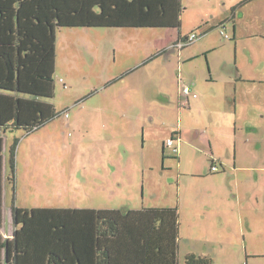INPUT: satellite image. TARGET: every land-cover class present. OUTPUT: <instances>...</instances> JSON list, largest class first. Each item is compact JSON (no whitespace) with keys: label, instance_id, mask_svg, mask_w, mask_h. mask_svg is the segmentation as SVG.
Wrapping results in <instances>:
<instances>
[{"label":"rangeland","instance_id":"1","mask_svg":"<svg viewBox=\"0 0 264 264\" xmlns=\"http://www.w3.org/2000/svg\"><path fill=\"white\" fill-rule=\"evenodd\" d=\"M186 3L189 4V10L183 15L185 33L192 31L195 18L191 13L188 14L194 8L190 0H186ZM218 30L216 32L221 39V29ZM168 31L109 28L59 30L54 74L55 96L47 99L58 116L46 126L28 134L23 130L0 131L1 264H12L9 257L11 240L4 232L12 231L13 205L22 209H116L127 205L140 208L145 203L149 206L179 208V236L182 238L180 260L181 264L184 262L188 236H198L196 216L199 215L205 221V216L191 207L190 194L208 191L210 183L196 180L191 175L194 164L189 161L194 157L190 158V151L186 147L180 155L184 161L181 168L178 167L179 159L167 149L165 169L157 165L156 170L151 172L142 162L145 148L138 117H128L133 122H128L127 117H115L130 133L128 137L125 131H122V135L117 130L107 114L110 110L118 111L126 107L127 101H133L127 99L129 96H133L134 100L138 98V105H141L143 97L159 127L168 128L170 124H177V96L174 95L172 81L168 82L174 70L171 72L168 59L172 60V67L177 66L179 55L170 47V39L176 32ZM225 42L230 45V40ZM196 45L187 51H192ZM224 48L215 53L223 52ZM162 51L168 53L124 80L108 85L126 71L141 66L144 60ZM228 55L233 62V45ZM198 56L197 64L194 65L198 80L206 85L214 84L208 82L209 60L201 53ZM174 73L177 74L176 71ZM194 81L197 83V80ZM143 82L147 89L146 96L142 93ZM158 100L173 109L167 120ZM170 102L176 106H171ZM92 112L94 117L91 116ZM102 116L107 120L105 128L99 122H102ZM16 140L19 143L14 184L9 181V178H13L9 160ZM130 144L133 148H129ZM148 151L156 155V158H161L155 143H148ZM199 155V159H204L202 154ZM179 175H182L181 178ZM196 199L194 206L206 202L205 197L198 201L200 197L196 196ZM215 222L216 216L209 214L207 225L214 232H219L220 228ZM221 231L225 239H220L219 247L216 246L213 264H264V219L252 235H248V229L238 221L232 231L227 227ZM245 250L255 252L256 255L247 260ZM228 255L233 257L229 258Z\"/></svg>","mask_w":264,"mask_h":264},{"label":"crops","instance_id":"2","mask_svg":"<svg viewBox=\"0 0 264 264\" xmlns=\"http://www.w3.org/2000/svg\"><path fill=\"white\" fill-rule=\"evenodd\" d=\"M182 3L186 10L181 15L180 29H168L170 33L176 32V35L170 39L172 41L170 47L179 55L177 66L172 67V60L168 59L171 72L173 69L177 73L175 75L173 71L168 81H172L174 95L177 96L179 106H177L179 115L177 124H170L168 128L159 127L155 116L147 108L148 102L143 97L141 105H138L136 102L138 98L134 100L133 96H129L127 99L133 101H127L126 107L118 111L110 110L107 114L112 119L110 121L115 123L117 130L122 135V131H125L128 137L130 133L123 128L124 125L119 124V119L115 117H138L145 148L142 162L151 169V172L156 170L157 165L165 169L167 149L179 159V168L184 162L180 156L183 149L186 147L190 151V158L194 157L189 161L194 164L191 175L196 180L210 183V189L209 192L203 190L190 194L191 207L200 215L205 216V221H202L199 215L196 216L198 236L194 238L191 234L188 236V245L184 248V254L185 257L194 254L213 260L216 246L219 247L220 239H225L221 230L227 227L232 231L238 221L240 225L248 229V235H252L264 219V187H262L264 184V0H190V5L194 8L188 14L191 13L195 18L192 31L186 33L183 15L189 10V4L186 0H182ZM221 27L222 31L229 36L228 39L224 37L222 31L221 35L224 39L219 38L216 31ZM193 32L198 35L197 41L181 50L178 49L177 43L185 40ZM226 40H230V45H226ZM193 45H196L194 49L187 51ZM232 45L235 56L233 62L228 55ZM222 47H225L223 52L215 53ZM198 53L209 60L210 78L208 82L214 83L212 85H206L205 82L200 83L198 73L194 71V65L197 64L196 60L199 57ZM213 54L214 60H212ZM154 61L156 60L144 67ZM141 66L129 71L134 70L133 73H136L144 68ZM193 79L197 80V83ZM146 80L148 81L147 78ZM185 85L193 87V90L199 94L198 97L195 99L184 97L182 88ZM146 90L143 82L142 93L145 96ZM167 93L170 96L169 92ZM170 99L172 100V97ZM157 103L162 105L163 116L167 120L173 109L168 108L159 100ZM170 105L176 106L174 102H170ZM91 116H95L93 112ZM132 118L131 120L128 118V122H133ZM99 122L105 128L107 123L105 117L102 122ZM167 129L168 132H166ZM174 136L176 140L174 146L179 149L176 155L173 153V148L166 145V141ZM148 143L156 144L160 159L148 151ZM129 148H133L131 144ZM199 154H202L204 159H199L201 158ZM154 160L155 162L151 164ZM212 162L220 167L219 172L212 171ZM181 176L179 175V178ZM196 196L200 197L198 201L205 197L206 202L194 206ZM150 208H166V206H149L145 203L140 208L127 205L109 210L126 213ZM209 214L216 216L215 223L220 228L219 232H214L207 225ZM4 235L11 240L9 257L13 264L14 225L12 231L4 232ZM181 247L182 238L180 237L179 255ZM245 254L247 260L256 255L255 252L250 253L247 250Z\"/></svg>","mask_w":264,"mask_h":264},{"label":"trees","instance_id":"3","mask_svg":"<svg viewBox=\"0 0 264 264\" xmlns=\"http://www.w3.org/2000/svg\"><path fill=\"white\" fill-rule=\"evenodd\" d=\"M185 10L182 0H0V131L28 134L58 116L47 99L55 96L59 30H177ZM164 53L152 55L141 67ZM18 143L9 160L14 184ZM12 216L13 264H181L176 208L123 213L13 205ZM182 264L213 261L190 254Z\"/></svg>","mask_w":264,"mask_h":264},{"label":"built area","instance_id":"4","mask_svg":"<svg viewBox=\"0 0 264 264\" xmlns=\"http://www.w3.org/2000/svg\"><path fill=\"white\" fill-rule=\"evenodd\" d=\"M222 34L224 35L225 38H227V39L229 38V36L226 35L223 31H222ZM197 39H198V35L196 33H194V34H191L187 38L186 41L178 42L176 46H177L178 49L181 50L185 46L190 45V44L194 43L195 41H197ZM182 95L184 97H186V98H194L195 99V98L198 97V95L194 92L193 88L191 86H186V85L182 88ZM66 116L68 117V113L66 114ZM174 143H175V138H169L166 141V145L168 147H172L173 148V153L176 155V154H178V152H179L178 150L179 149H178V147L174 146ZM219 170H220L219 166H214L212 168V171L215 172V173L219 172Z\"/></svg>","mask_w":264,"mask_h":264}]
</instances>
